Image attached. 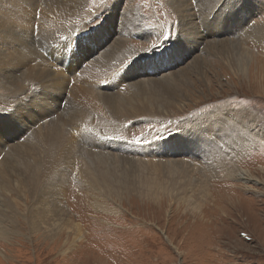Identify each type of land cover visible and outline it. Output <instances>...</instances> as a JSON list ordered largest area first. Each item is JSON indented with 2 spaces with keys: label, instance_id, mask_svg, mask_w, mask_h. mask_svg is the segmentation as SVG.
<instances>
[{
  "label": "rangeland",
  "instance_id": "1",
  "mask_svg": "<svg viewBox=\"0 0 264 264\" xmlns=\"http://www.w3.org/2000/svg\"><path fill=\"white\" fill-rule=\"evenodd\" d=\"M84 1L82 14L88 18L90 30L80 40L82 47L94 46L91 33L93 29H99L109 35L108 45H119L127 56H138L135 58L140 61L134 65L139 68L135 70L131 67L133 64H128L125 69V72L133 71L128 78L136 77L130 81L160 80L161 75L170 72H183L181 76L186 77L180 92L182 108L180 102L177 106L172 105L173 110L164 117L115 125L117 131L110 140L123 144L117 146L116 152L130 159H139L142 153L136 150L135 154L134 150L150 142L144 138L153 137V142L165 141L169 145L170 140L175 141L182 128L191 121L216 110L225 111V108L231 109L233 114L247 109L251 118L256 119L254 122L260 134L264 132V33L259 43H243L232 24L235 20L231 19L233 16L243 17V22H247L243 27L250 25L255 30H264V0H249L250 11L245 8L244 12L239 6L243 7L248 0L241 5L238 0H221L222 3L218 0L215 9L203 0ZM180 3L187 7V15L191 18L182 17ZM238 9L240 13L235 14ZM218 18L221 23H217ZM132 26L138 31L130 32ZM194 36L198 37L194 39ZM196 41L200 44L196 45ZM230 41L239 42L254 55L248 60L245 72L234 70L212 50L213 46L229 45ZM236 43L230 46L236 47ZM176 44L183 47L181 52L174 47ZM149 58L158 64L154 70L147 66ZM61 71L64 72L62 68ZM18 85L21 88H14V85L11 89L0 88V119L10 112L19 117L21 111L18 112L13 104L17 98L24 96V108L34 99L38 90L35 85L26 88L24 94L21 78L16 82ZM69 86L75 88L80 84L70 81L64 88ZM29 92L33 95L25 97ZM47 94L52 102L54 90ZM65 94L68 96L66 106L61 104L64 113L77 106L67 89ZM101 119L111 122L109 117ZM9 128L1 126L0 130L8 132ZM260 134L253 136V141L236 162L242 169L253 172L259 183H255L254 178L243 183L242 179L226 178L220 173L211 178L210 194L206 199L200 202L198 193L194 194L200 202L195 210L183 202L172 201L169 196L156 200L133 191H120L119 197H100L69 173L58 199L66 212L62 215L66 221L60 222L61 228L50 231L43 226V221L41 231L34 229L33 232L26 220L21 226H11L18 233L10 234L6 242L0 240V252L5 255H0V264H264V133ZM29 135L21 140L10 136L7 144L30 143ZM211 140L215 144L213 138ZM0 142L4 140L0 139ZM127 144H130V150L123 148ZM79 147L86 152L90 150L88 144ZM9 150L7 147L5 151ZM186 151L184 154L169 151V154L197 165L205 162L202 154L197 153V160L192 158L190 150ZM128 164L119 166L137 168L139 178L147 173L136 167V163ZM248 185H252V189L246 187ZM27 203L29 208L30 198ZM50 218L55 219L51 215Z\"/></svg>",
  "mask_w": 264,
  "mask_h": 264
},
{
  "label": "bare ground",
  "instance_id": "2",
  "mask_svg": "<svg viewBox=\"0 0 264 264\" xmlns=\"http://www.w3.org/2000/svg\"><path fill=\"white\" fill-rule=\"evenodd\" d=\"M203 1L210 7L213 5L214 9L222 3L221 0L218 4V0ZM238 1L239 5L246 2ZM84 2L0 0V88L11 89L13 85L14 88H21L20 85L16 86V82L21 78L25 86L22 94L26 88L34 85L38 89L26 108L22 101L24 96L17 98L16 102L13 101L18 112L21 111L19 117L10 112L0 119V127H10L8 132L0 130V139L4 140L0 142L2 241L6 242L10 234L18 233V230L13 231L11 226H21L25 220L33 228V232L34 229L41 231L43 221V226L50 231L61 228L60 222L66 221L62 215L66 212L58 199L62 195L63 185L69 173L73 174L81 185L88 186L93 192L100 194V197H119L120 191H133L142 197L156 200L169 196L172 201L183 202L194 210L200 206L201 200L210 194L208 187L211 178L219 176L220 173L226 178L242 179L243 183L251 182L253 178L255 183H259L253 172L236 164L237 159L253 141V136L255 138L260 134L257 123L254 122L256 119L251 118L247 109L233 114L231 109L225 108V111L216 110L208 116L199 117L187 123L188 126L182 128L179 137L175 141L171 139L169 145L163 140L153 142V137H146L144 139L150 142L143 140L148 144L137 146L134 150L135 154L136 150L142 153L139 154V159H130L116 152L117 146L121 147L123 144L111 141L110 136L115 135L117 131L115 125L164 117L173 110L170 108L172 105L177 106L180 102L182 108L180 92L186 77L181 76L183 72H170L161 75L160 80L148 78L130 81L134 77H128H131L133 71L125 72L124 75L122 72L128 64H133L131 67L135 70L139 68L134 65L139 60L135 58L138 56H127L121 46L108 45L109 35L99 29L91 31L94 46L82 47L80 40L87 36L90 30L87 27L88 18L82 14ZM233 4L234 1L231 5ZM179 7L182 9V17H192H188L184 3H180ZM222 8L224 10L225 6ZM240 8L243 12L245 8L250 11L249 0L243 7L239 6ZM207 9L211 11V8ZM239 9L234 13H240ZM231 19L235 20L232 24L236 26L237 37L241 38L243 43H259L263 38L264 30H255L246 24V27H243V24L247 23L243 22V17L233 16ZM217 23H221V18H218ZM131 28L130 32L138 31L134 26ZM192 29L196 30L193 26ZM197 37L194 36V39ZM198 41L196 45L200 44ZM232 43L236 42L230 41L229 45L225 43L220 47L213 46L212 50L222 61L230 63L234 70L241 69L240 71L245 72L248 60L254 55L241 47L239 42L236 47H231ZM77 46L78 51L74 52ZM174 47L180 52L183 49L177 44ZM157 65L151 60L147 64L153 70ZM166 67H169V64ZM70 81L76 85L80 84V87H66L77 106L64 113L61 104L66 106L68 97L64 86ZM49 90H54L52 102L47 94ZM32 92L25 97H31ZM103 117L111 118V122H104L101 119ZM28 133L31 134L28 138L30 143L7 144L10 136L21 140ZM85 144L90 145L89 152L79 147ZM129 146L130 144H127L123 148L130 150ZM2 147L5 150L9 147V152ZM186 150H190L192 158L197 160V153L202 154L200 156L205 162L197 165L174 157L177 152L187 153ZM169 151L175 154L170 156ZM128 163H136V167L147 173L139 178L137 168L126 169ZM123 164L126 165L119 166ZM129 176L132 179H129ZM246 187L252 189L253 186ZM196 192L200 202L194 197ZM29 198L31 205L28 208ZM52 203L55 205L52 206ZM50 215L55 219L52 220ZM0 255L5 257L1 252Z\"/></svg>",
  "mask_w": 264,
  "mask_h": 264
}]
</instances>
